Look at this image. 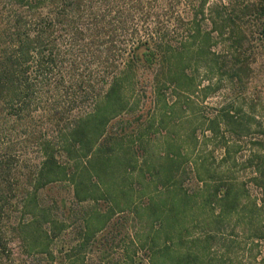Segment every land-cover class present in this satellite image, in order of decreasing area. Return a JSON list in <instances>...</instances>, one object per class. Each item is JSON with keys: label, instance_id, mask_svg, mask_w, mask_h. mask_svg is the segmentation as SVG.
Returning <instances> with one entry per match:
<instances>
[{"label": "rangeland", "instance_id": "rangeland-1", "mask_svg": "<svg viewBox=\"0 0 264 264\" xmlns=\"http://www.w3.org/2000/svg\"><path fill=\"white\" fill-rule=\"evenodd\" d=\"M243 1L251 9L259 5V0ZM199 2L178 0L175 8L181 18L175 42L182 57V85L165 82L168 73H135L128 95L135 106L119 111L90 150L87 142L81 143L85 158L77 187L84 200L74 198V183H57L39 192L53 224L63 226L51 242L52 254L42 263L155 264L153 257L161 258L153 253L169 239L176 244L174 250L197 253L212 264H264V188L252 180L257 175L262 181L259 171L264 170L261 19L243 16L222 33L217 28L208 40L195 39L189 28ZM233 2L207 0L205 14L197 20L202 32L215 28L211 12H225L224 5L229 8ZM105 109L111 112V107ZM87 125L94 140L103 127L98 128L96 120ZM178 186L191 198L185 213L169 216L167 205L180 202L174 196ZM216 186L236 195L230 212L217 214ZM160 207L170 223L173 217L181 221L182 231L163 229ZM110 210L115 213L105 222ZM254 233L263 239L250 240Z\"/></svg>", "mask_w": 264, "mask_h": 264}, {"label": "trees", "instance_id": "trees-1", "mask_svg": "<svg viewBox=\"0 0 264 264\" xmlns=\"http://www.w3.org/2000/svg\"><path fill=\"white\" fill-rule=\"evenodd\" d=\"M206 1L200 0L193 11L189 31L194 38L208 40L217 28L229 29L235 20L251 14L261 19L259 34L264 37V0L254 9L235 0L229 8L224 5L227 15L217 8L211 12L215 28L203 33L197 20L205 14ZM177 2L0 0V264H45L43 259L52 254L53 237L63 226L53 224L51 209L39 192L57 183H74V198L84 200L77 187L85 158L81 143L87 142L90 150L119 111L135 106L136 101L128 98L135 73H168L165 82L182 85L178 75L182 57L175 42L181 22ZM197 49L202 52V45L197 44ZM91 120L103 127L94 140L90 126H83ZM259 176L263 180L257 181L255 175L253 183L264 188V170ZM214 191L220 204L217 214L235 208L236 195L228 188L216 186ZM174 196L180 202L167 205L169 216L185 213L191 198L179 186ZM251 205L257 207L255 201ZM160 209L163 229L183 230L179 219L173 217L170 223L165 209ZM25 215L29 218L23 219ZM177 224L181 226L173 229ZM104 226L94 228L90 236ZM249 236L263 239L262 234ZM172 243L167 239L155 250L153 254L161 258L153 257L155 264L213 263L188 250L176 251Z\"/></svg>", "mask_w": 264, "mask_h": 264}]
</instances>
